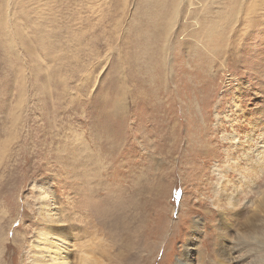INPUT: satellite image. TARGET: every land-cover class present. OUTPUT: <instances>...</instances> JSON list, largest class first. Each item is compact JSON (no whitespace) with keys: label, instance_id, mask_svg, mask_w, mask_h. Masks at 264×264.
<instances>
[{"label":"rangeland","instance_id":"374dc122","mask_svg":"<svg viewBox=\"0 0 264 264\" xmlns=\"http://www.w3.org/2000/svg\"><path fill=\"white\" fill-rule=\"evenodd\" d=\"M235 1L0 0V242L10 245L1 264H30L43 188L66 218L70 263L88 246L91 260L114 258L130 185L150 246L148 262L137 255L131 264H175L195 221L192 264H215L222 221L229 245L242 242L237 235L244 241L231 264H264V218L255 220L264 191V32L226 43L206 32ZM237 1L234 25L246 26L243 9L255 11L259 0ZM119 92L117 122L106 124L112 105L103 103ZM247 125L255 148L236 147L231 135L245 141Z\"/></svg>","mask_w":264,"mask_h":264},{"label":"bare ground","instance_id":"6f19581e","mask_svg":"<svg viewBox=\"0 0 264 264\" xmlns=\"http://www.w3.org/2000/svg\"><path fill=\"white\" fill-rule=\"evenodd\" d=\"M262 1L264 2V0H262ZM175 2H176V0H174V3H172L173 7H174V5L177 4ZM263 2H261V0H259V3L255 7V11H254V7H248V8L243 9L246 12L245 15H246L247 19H245L243 17V19L246 20L245 21L246 22V26H245V24H244V26H242V24L234 25V23H236L239 10H241V2H239L237 0L235 1V3L232 2L233 5H230V6L228 5V8H225L224 10H222V11L217 13L216 19H214L213 16L211 15L212 16V17H210L211 20H209V21H211L209 23L210 26L208 27L206 32L207 33L211 32L213 34L218 33L219 34V38L222 40V43H226L227 42V39H228L229 35H232L231 37H233L234 38L233 41H235L238 38H239L238 40H240L241 36H245V38L248 35L251 36L254 33V31H255V33L257 31L258 32H264V8H261V4H264ZM232 3H230V4H232ZM250 3H252V2H250ZM227 4H229V2ZM247 6H248V4H247ZM252 6H254V4ZM208 10L209 9L206 7V12ZM221 13H223V15ZM207 14H208V12H207ZM209 15H210V12H209ZM251 15H253V16L250 17ZM172 16H174V15H172ZM206 20L208 21L207 18H206ZM241 23H243V21H241ZM233 25H234V27H233ZM202 28H204V25H203ZM194 35L195 34H193V36ZM216 43H217V41H216ZM231 43L234 44V42H231ZM237 44H238V42H237ZM227 49H230V47L227 48ZM217 52H220V51L217 50ZM262 58H263V60L260 59V61H264V56ZM257 70H258V65H257ZM260 71L263 72V74H262L260 79L262 81H264V71L263 70H260ZM141 84H142V82H141ZM119 95H121V92H119L118 95L115 97V101H114V99H112L110 103H109V100H108L107 103H105V102L103 103L101 101V103H103L104 105L107 104V107H106L107 110L110 109V104L112 105V109H111V112H110V117L107 120L106 124H108L109 121H111V122L116 121L117 122V119H116L117 116H118L117 114H118L119 109L121 108V105H120V101L121 100L117 103V101L119 99L118 98ZM108 103H109V105H108ZM104 105H103V107H104ZM108 107H109V109H108ZM149 107L151 109H153V110L158 108L156 105L155 106L152 105V106H149ZM235 109H236V112H240L241 113V111H242L241 107H239V106H235ZM233 122H234V120H233ZM247 126L250 127L251 131H250V133H248V135L246 134V136H245L246 140L245 141H242L240 139L238 133L234 132L233 135H231V140H233V143L235 142L234 144L236 145V147H241V146H243L244 143H246V144L249 143L250 145H253L254 148H255V135H254L255 130H254V126L253 125H247ZM230 127H232L231 124L229 125V128ZM239 130H242V132H243L244 126L243 127L240 126ZM105 134H107V136H108V143L111 142L110 143L111 146H112V143L115 145V143H114V136H116L115 131H111L110 129L109 130L106 129ZM95 139H96V137H95ZM203 150H204V148H203ZM253 152L255 154V149H253L250 152H248V151L247 152H243L242 154L247 159V158L250 157L251 154H253ZM92 157H93V155H92ZM234 164L237 165V162H234ZM100 168L104 169L103 167H100ZM248 168H249V166H248ZM106 169H107V167H106ZM108 169H109V167H108ZM226 169L229 170V171H233L234 170L232 168V166H229V165L226 167ZM254 169H255V156L253 157V155H252V158H251V161H250V168L246 169V171L250 174V173H253L252 171ZM99 172H100V170H99ZM219 173H218V175H222L221 171ZM225 176L226 175H223V177H225ZM240 177H241L242 183H244V184L245 183L246 184H249V183L253 184L252 182H249V179H251V178H248L246 175L242 174V175H240ZM5 179H6V177H5ZM127 183L128 182H126V183L124 182V185H128ZM223 183H225V182H223ZM225 186H226V184L224 185V187ZM122 189L120 190V194L122 193ZM127 189L128 188L125 187V190L124 189L123 190L126 192ZM0 190L2 191V189H0ZM136 193H137V189L136 188L132 189V185H130V191L127 192V194H126L127 195V197H126L127 200H125L126 201V205L123 204L125 207L122 205L123 206L122 209L125 208L126 213L124 212L125 215H118L119 219L117 220V223L119 224V226L114 228V230L116 231L115 232L116 233L115 234L116 235V239H118L119 242H121V245L119 247L121 250L118 251V253L116 254V256L114 258L109 257V260H107V262H106L104 260H97L96 258L94 260H91L88 257V255H90L93 252L94 249H91V247L88 246V251H84L83 255L80 256L79 264H126L127 262L129 264H131L130 262L133 263V261L137 260V258H136L137 255H138V257H140V259H143V260H146V261L148 260L150 254H147L146 251H148V253H149L150 246L147 247L145 241L147 240V238L149 236L142 229L143 220L141 219V217L139 219H138V217L137 218H133L134 216H136L134 214L138 213V208L141 207V204H143L142 201L140 202V201H138V200H136L134 198V196L136 197ZM50 195H51V192L49 191V189L43 188L42 189V193L39 194V199H37L39 204H40L39 205L40 207L38 208V210H39V215L41 217L40 219L42 221H41V223L34 222V223H37L38 229L35 230L34 239H33L32 243H31V247H30V250L32 252V253H30V255H32V256H29V254L27 253V258H28L30 264H73V263H70V261L68 260L69 259V254H70V252H69L70 251L69 250V243H70L69 235L67 236L66 231L64 232V230H62V228H61V225H64V223H66V221H65L66 218L64 219L61 216L60 211L58 209L57 210L50 209L51 208V207H49ZM117 202L119 203V201H117ZM117 202H114V203H117ZM232 204H233L232 202H229V206H232ZM253 206H254V204H253ZM257 214H258V217H255V220L257 219L256 221H260L261 218H264V191L263 192H261V191L258 192V201H257V203L255 205V216ZM134 221H137L139 223L138 226L134 223ZM253 222H255V221H253ZM41 224H43V226H40ZM129 225H131L132 227H129ZM248 225H249L248 229H251V230H252V227L254 225L256 227L255 223H254L253 226L251 224H249V223H248ZM215 228H219L220 231H217L218 235H217L216 242H214V243L212 242L213 243V245H212L213 251L212 252L213 253L215 252V255H216L214 263L215 264H231L234 261V257H232V254L234 253V251L239 249L240 245L242 243H244V241H243L241 236L237 235V237H235V236L234 237L236 239H238V240L241 239L242 242L240 240L236 242V240H235V242L233 243L234 245H229L228 238H229V235L231 234V231H230L231 229L224 221H222L221 223L217 222V224H215ZM253 230L255 231L254 228H253ZM199 231H200V224H199V222L195 221V223L191 227L190 235H189V237H187L188 239L186 240L185 244L183 245V247H182L183 250H182L179 258L176 260L175 264H192V262H191L192 258L189 255V252L193 251L192 249H194L193 248V246L195 245L194 241H195L196 236L199 233ZM2 234L0 233V239L2 237ZM97 239H98V237H97ZM251 239H252V237H251ZM255 239H256V237H255ZM21 240H23L22 237H21ZM1 243L2 242H0V244ZM3 246H4V244H1L0 253L6 247L9 248L10 245H6L4 247ZM1 247H3L2 248L3 250L1 249ZM20 247H22V246H20ZM214 247L217 248V249H215V251H214ZM17 250H18V248L14 247L13 251L16 252ZM97 250H98V248H97ZM143 253H146V255H144ZM1 254H4V253L2 252ZM99 255L101 256V254H99ZM12 257H10L9 260ZM11 261H13V259ZM26 262H27V260H26ZM3 263H5V262H3Z\"/></svg>","mask_w":264,"mask_h":264}]
</instances>
